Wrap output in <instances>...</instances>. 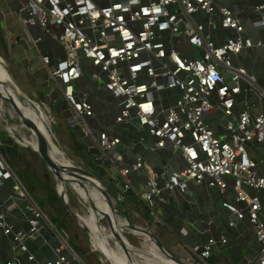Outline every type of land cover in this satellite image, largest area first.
Listing matches in <instances>:
<instances>
[{
    "label": "built area",
    "instance_id": "obj_1",
    "mask_svg": "<svg viewBox=\"0 0 264 264\" xmlns=\"http://www.w3.org/2000/svg\"><path fill=\"white\" fill-rule=\"evenodd\" d=\"M25 6L30 22L52 36L58 34L64 56L52 63L44 55L41 62L67 105L68 125L90 133L84 118L93 115L92 106L76 92L75 82L85 77L101 83L117 104L115 123L130 122L146 131L157 149L170 143L183 161V167L167 174L145 168V188L139 197L149 212L155 213L164 189L185 192L189 182L206 181L224 193L230 178L234 197L222 206L252 228L258 248L247 264H264V174L258 171L264 164V147L258 160L252 153L254 143L264 144V85L258 87L261 110L242 109L234 115L240 80L257 82L245 67L232 63L234 55L254 43L230 8L222 0H26ZM263 9L264 4L255 6L260 14L256 24H264ZM213 12L219 14L220 28L232 32L221 43L206 29L214 24L212 19L208 17L206 24L195 20L196 15ZM171 89L178 94L164 107L160 95ZM214 106L227 118L223 137L204 119ZM96 141L124 189H129L130 173L143 167L141 159L119 166L115 148L121 138L114 132L100 130ZM8 180L13 183L11 202L4 208L0 204V231L11 241L13 256L3 258L0 246V264H21V253L30 264H86L64 239L52 248L51 259L35 258L27 242L51 231V223L0 152V186ZM20 202L28 213L26 229L14 228L9 220L11 209ZM225 241L220 237L219 242ZM217 243L210 237L195 252L205 261Z\"/></svg>",
    "mask_w": 264,
    "mask_h": 264
},
{
    "label": "crops",
    "instance_id": "obj_2",
    "mask_svg": "<svg viewBox=\"0 0 264 264\" xmlns=\"http://www.w3.org/2000/svg\"><path fill=\"white\" fill-rule=\"evenodd\" d=\"M222 3L230 8L232 14L244 26L243 34L254 43L251 47L245 48L243 52L232 57V63L236 66L245 67L248 74L257 82L255 84L247 79L240 80L241 91L235 97L233 113L237 115L242 109H248L250 112L256 113L261 110L262 106L258 87L259 85H264V24H256L260 19V14L255 10V6L264 4V0H222ZM25 4L26 0H0V63L5 70L7 69V73L9 72L8 67L14 66L15 71L13 73L10 72V74L8 73V75L17 77V82L14 78L10 79L16 85L20 97L35 105L45 106L54 115L55 122L64 127L62 128L66 133L69 132V128L73 129L84 143L90 152V164L97 176L90 171L89 167L77 165L90 171L101 181V185L105 188L113 203L118 223L125 225L120 232L130 249L135 263L143 264L140 253L148 254V252L144 248L136 245L133 246L129 237L141 238L140 236H142L143 240L154 244L148 235L142 231L145 230L158 238L163 247L171 255L182 259L188 264H247V257L255 253L258 244L253 235L252 228L246 222L236 219L234 214L222 206L223 201L234 197V189L231 187L230 178H228L230 187L224 193L217 186H209L206 181L200 184L189 182L188 189L185 192H181L178 189H164L161 193V198L156 199L155 213H149V216H147L146 211L149 212V210L139 197V193L145 188V168L150 167L157 173L164 172L167 174L172 169L183 167L184 164L179 153L172 148L170 143H166L160 149L155 148L154 137L146 131L137 130L130 122L115 123L113 115L116 114L117 110L116 102L112 99L110 100L108 93L101 83L93 82L85 77L75 82V87L76 92L83 94L92 106L93 115L84 118L90 129V133L86 134L80 126L74 125L72 127L68 125L66 121L69 115L67 105L59 90L54 88L48 80L41 62V56L44 55L49 56L52 63L64 56V51L56 39L58 34L52 36L44 31L37 22H30V15ZM208 17L213 20L214 24L210 28L206 27V29L210 32L211 37L216 43L223 42L232 32L220 28V17L217 12L211 13L210 16L204 14L196 15L195 20H200L206 24ZM257 42L261 44L256 45ZM177 94V90L174 89L162 92L160 95L162 106H169ZM58 98L62 100L59 115L52 112L48 106L49 102ZM24 109L36 113L31 107ZM10 110H12L11 112L15 116L11 113L10 115L18 118L12 107ZM204 119L216 135L223 137V134H226L225 125L227 118L219 107L205 112ZM14 120L10 119L9 123L11 124ZM3 126L4 124L0 121V144L3 137L10 136L19 145L15 154L10 158L11 162L6 158L5 160L12 166L11 168L21 182L20 174L28 177L27 179H29L32 189H28L24 182L22 183L35 201L38 202V198L45 199V204H38L42 210L44 209V213L46 212V216L51 223V231H53L51 232L47 229L41 237L27 242L28 249L34 254L35 258L38 260L51 259L53 257L52 248L59 243V239L66 240L72 248L73 242L79 250L75 251L80 257L87 254L84 250L86 249L85 244L82 243L84 242L83 238L80 235H83L87 231L90 233L92 249L99 250L108 264H112L106 258V255L95 246L92 231L84 223L83 215L79 214L82 211H72L71 208L75 205L71 203V208L68 206L66 203L67 193L64 192V196L62 197L63 186L66 185L70 186L75 200H83L82 206H87L84 218L93 214L100 238L106 240L116 253L121 252L124 256L122 249L114 238L105 233L108 227L107 223L104 224L102 222L105 218L97 214L91 205H89L85 192L84 194L78 192L72 187V184L65 183L63 185L59 181L57 182L52 175L53 180H55L54 183H58V189L55 190L59 201H53L50 204L48 203L46 189L42 192L41 189L33 188L32 179L28 175L29 170L27 166L30 165L29 160L27 161V159L22 158L28 154L25 152H29L27 151L29 147L15 138H20L17 130L8 126L6 129ZM20 126L23 133L28 131L22 124ZM100 130H108L120 136L121 142L118 145L120 148L118 150V154L120 155L119 166H130L137 159H141L143 162V167L130 173L131 187L129 189H124L123 181L118 171L109 165L98 147L96 137H98ZM30 143L28 142L29 146L32 147ZM67 145L69 148V144ZM253 146L254 150L252 149V153L258 160L264 144L254 143ZM19 159H23V167H20V164L17 166ZM80 163H82L81 160ZM259 166L258 171L264 174V164ZM41 177L44 179L43 174ZM42 179L40 182L45 187V181L43 182ZM12 184V181L8 180L0 186V204H2L3 208L11 202L10 189ZM86 187L88 190L94 189L89 184H86ZM68 199H71L70 196ZM75 200L73 201L74 203H76ZM103 200L104 204L99 203V206L92 201L98 207H107L106 200L104 198ZM63 202L65 203L64 205ZM59 205L64 208V211L60 209L62 215L59 217L61 220L63 219L62 223L64 226H66L67 220L65 217L68 213L79 220L82 228H80L81 231H78V234L73 233L69 235L65 227L64 230L59 229L58 225L53 222L51 217L56 214L54 208L59 209ZM11 210L9 220L13 224V227L26 229L28 227L26 220L28 213L24 210L23 203L20 202L16 208H12ZM230 221L233 222L231 226L229 224ZM100 227H104L102 231ZM210 237L217 239L218 243L212 247L210 256L204 261L195 252V248L198 247L200 249ZM220 237H224L226 241L224 243L219 242ZM109 239L113 240L114 246L109 242ZM0 246L2 257L12 258L11 241L1 231ZM81 253L82 255H80ZM135 256L141 259H137ZM19 257L21 264H30L26 259L25 253H21Z\"/></svg>",
    "mask_w": 264,
    "mask_h": 264
},
{
    "label": "rangeland",
    "instance_id": "obj_3",
    "mask_svg": "<svg viewBox=\"0 0 264 264\" xmlns=\"http://www.w3.org/2000/svg\"><path fill=\"white\" fill-rule=\"evenodd\" d=\"M8 70H9L8 73L10 74V72L13 73L15 71V68H14V66L10 67V68L8 67ZM0 78L1 79H6L2 72H0ZM8 78H14L16 80V82L18 81L17 77L14 76V75H13V77H11V75H10V76H8ZM56 91H58V90H56ZM25 101H28V100H26L25 98L20 97V102H18L19 106L22 107V108H23V106L25 107ZM31 104H33V103H31ZM33 105H35V104H33ZM35 106L38 108L36 110L37 113L40 114V112H41V113H43L45 115V122L47 121L45 123V126H46L47 130L49 131V133L51 134V138H52L51 141L56 145V147L61 152V154L66 159L70 160V162L72 164H74V165H77V164L79 165L80 164L81 166H84L83 164L80 163V160L77 157L73 156L72 150L70 148H68V145H67L69 143V141H68V133H66V131L63 129L64 127L61 126L60 124H57V122H55V120L53 118L54 115L51 114V112L45 106H41V105L40 106L35 105ZM214 108H215V106H214ZM10 109H11V106L7 102H5L2 99H0V121H2V123L4 124V126H3L4 128L7 129L8 127H11V128L13 127L15 130H17L18 133H19V137L20 138H17V137H15V138L18 139L19 141H21L22 143H25L29 147V150L27 149V151H29L31 155L29 154V152H25V153H28V154L26 155V157H22V158L27 159V161L29 160V164L30 165L27 166V168L29 170L28 171V175L30 176V179H32V182H33V185H34L33 188L34 189H41V191L44 192L45 187L41 184L40 180L42 179L41 176H42V174H43V172L45 171L46 168L41 163V161L39 160L38 156L32 152V150H33L32 147L30 149V146H29L28 142H31L30 145L34 146V142L32 140L31 133L29 131H26L25 133H23V130L21 129V126H20L21 125L20 120L18 118L13 117L15 115H14L13 112H11L12 110H10ZM10 113L13 116H11ZM10 119H13V120L15 119L14 120L15 122L13 121L10 124L9 123ZM13 135H15V133H13ZM47 140L49 142V146L52 147L48 138H47ZM23 163H24L23 159H21V160L19 159L17 166L20 164V167H23L24 166ZM42 181L44 182V179H42ZM56 181L58 182L57 179H56ZM54 182H55V180H53V177H52V183H53L52 185H53V187L55 189H58V183L56 182L57 183L56 184ZM63 188L64 189H63L62 197L64 196V192L67 193L68 196L66 198L67 199L66 203L68 204V206H70V204L73 203L75 206L73 208H71V206H70L72 211L76 212V211H80L81 210L82 212H79V214L83 215V217H84V214L87 211V206H84V207L82 206L81 203H83V200H79V201L75 200L74 195L72 196V191H71L70 186L66 185V186H63ZM97 192L96 191L94 193L90 192L91 193L90 196L95 198V201L97 202V205L99 206V203L103 204L104 200H103L102 196H100V194L97 193ZM69 196H70L71 199H68ZM37 200H38L39 204H41V205L45 204L44 203L45 199H43V198L39 199L38 198ZM74 200L76 201V203L73 202ZM64 204L65 203L63 202V205ZM58 207H59V209L64 211V208L61 205H59ZM100 207H102L101 209H104L103 206H100ZM43 211H44V209H43ZM45 214H46V212H45ZM65 214H67V213H65ZM100 216L103 217V215H100ZM65 218L67 220L65 228H66L68 234L69 235H72L73 233H75V234L77 233L78 234L81 231L80 228H82L80 226L79 220L76 217L72 216V214H69V213L66 215ZM112 219H113V217L111 216V220ZM95 222H96V219H95ZM102 222L104 224H106L105 219H103ZM80 235L82 236L83 241H84L82 243H84L85 247H86V249H84V250H85V252H87V254H85V255H82V253L80 254V255H82L81 256L82 259L87 264H108V262L105 260V257L103 256V254H101L99 252V250L92 249V246L90 244V242H91L90 241V233L86 231L83 235L82 234H80ZM95 236L96 235L92 234V237H93L94 242H95V246L97 248H99L106 255V258H109L107 253H106L108 251H107V249L105 250L106 247H104L105 246L104 245V241L102 242L101 238H99L98 236H96V237ZM140 237L141 238H136V237H129V238H130V241L133 244V246L136 245L138 247L144 248L145 251L148 252L147 255L150 258L152 257V259L154 260L153 264H158V262H160V260L157 258V256L154 253L151 252V249H150L151 243L149 241L143 240L142 236H140ZM109 242L112 245L114 244L113 240L109 239ZM114 254H115V252H114ZM135 257L137 259H141L138 256H135ZM113 261H115L114 258H113ZM113 261H111L112 264H116ZM141 261H143V264H147V263L144 262L143 259H141Z\"/></svg>",
    "mask_w": 264,
    "mask_h": 264
},
{
    "label": "water",
    "instance_id": "obj_4",
    "mask_svg": "<svg viewBox=\"0 0 264 264\" xmlns=\"http://www.w3.org/2000/svg\"><path fill=\"white\" fill-rule=\"evenodd\" d=\"M0 85H2L5 88L8 87L11 90L10 94L9 93L3 94L0 91V98L6 101L12 107L18 119L20 120L21 124L31 133V137L33 138V141H34V146H32L33 149L37 152L40 159L45 163V165L47 166L49 171L52 173V175L55 177V179H57L63 185L65 183H68V184L76 183L77 185H79V187H81L84 190L86 194V199L89 205H91V207L97 212V214L103 215V217L105 218L107 226L111 232V235L116 241V243L122 249L128 264H136L130 252L129 247L126 244L120 232L122 227H124L125 225H121L118 223L116 219L113 203L108 193L106 192L105 188L101 185L100 183L101 181L97 177H95L90 171L84 169L81 166L74 165L72 163L63 164L57 161L53 157L51 147L49 146V142L47 140L46 135L38 127L35 121H33L29 117H26L24 113L22 112L18 104V102H20V94L16 88V85L13 83V81L10 78L0 79ZM115 149L117 151L120 150L119 146H116ZM86 184H89L93 186L95 189H97L99 193L101 194V196L106 200L107 210L110 211L113 217L112 219L113 221L111 220L110 214L108 213V211L101 209L100 207L96 206L93 203L92 199L90 198L89 190L87 189ZM142 231L148 235L151 241H153V243L156 245L160 253L164 255L166 258L170 259L174 264H188L182 259L171 255L163 247L160 240L156 238L152 233L147 232L145 230H142ZM5 264H7L6 261H5ZM11 264H18V263L11 262Z\"/></svg>",
    "mask_w": 264,
    "mask_h": 264
},
{
    "label": "bare ground",
    "instance_id": "obj_5",
    "mask_svg": "<svg viewBox=\"0 0 264 264\" xmlns=\"http://www.w3.org/2000/svg\"><path fill=\"white\" fill-rule=\"evenodd\" d=\"M2 61V60H1ZM6 68V67H5ZM7 71V69L5 70L4 69V67L1 65V63H0V72H2L3 74H4V76H5V78H8V73L6 72ZM1 79V78H0ZM0 91L3 93V94H6V93H11V90L7 87V88H5V87H3L2 85H0ZM23 106V105H22ZM24 107V106H23ZM32 108L36 113H34V112H31V111H29V110H26V109H24V108ZM21 108V110H22V112L24 113V115L26 116V117H29V118H31L33 121H35L36 122V124L38 125V127L42 130V132L46 135V137L49 139V141H50V143H51V150H52V153H53V157L57 160V161H59L60 163H63V164H70L71 162H70V160H68V159H66L62 154H61V152L58 150V148L56 147V145L51 141L52 140V138H51V134L49 133V131L47 130V128H46V126H45V123L47 122H45V115L43 114V113H41L40 112V114L39 113H37V107L35 106V105H33V104H31L30 102H28V101H25V107L24 108H22V107H20ZM31 109V110H32ZM32 140H33V138H32ZM34 142V141H33ZM72 187L73 188H75L78 192H80V193H82V194H84V190L81 188V187H79V185H77L76 183H72ZM68 188V187H67ZM64 189V188H63ZM88 189V188H87ZM109 190V189H108ZM97 192L98 190L97 189H90L89 190V195H91V193L90 192H92V193H94V192ZM111 192V191H110ZM97 193H99V191L97 192ZM100 194V193H99ZM100 196H101V194H100ZM90 198L97 204V202L95 201V198L94 197H91L90 196ZM103 198V197H102ZM97 199V198H96ZM98 201V200H97ZM101 201V200H100ZM104 204V203H103ZM103 207H105V206H103ZM119 207V206H118ZM120 208V207H119ZM104 210H106V211H108V213L110 214V218H111V213H110V211L109 210H107V207H105L104 208ZM128 215V214H127ZM83 218V220H84V223L88 226V228L90 229V231H92V234H94V235H96V236H98L99 238H100V236L98 235V226L96 225V222H95V219H94V217H93V215L92 214H90V215H88L86 218H84V217H82ZM102 228H104V227H102ZM102 228L100 227V230L102 231ZM106 229V228H105ZM107 232H105L106 234H109V236H112L111 235V232H110V230H109V228L107 227ZM105 231V230H104ZM95 236V237H96ZM97 237V238H98ZM98 238V239H99ZM104 241V247H106L105 248V250L107 249V251L108 252H106L107 253V255H108V259H110L111 261H113V258H114V260L115 261H113V262H115L116 264H128V262H127V260H126V257H124L122 254H121V252L120 253H116L109 245H108V243L106 242V240H102V242ZM114 246V245H113ZM120 247V246H119ZM149 247V246H148ZM150 249H151V252L152 253H154L156 256H157V258L160 260V262H158V264H174L170 259H168V258H166L164 255H162L161 253H160V251L158 250V248L154 245V244H151V247H150ZM114 252H115V254H114ZM140 255L142 256V259L144 260V262L145 263H147V264H153V262H154V260L152 259V257L150 258L147 254H143V253H140Z\"/></svg>",
    "mask_w": 264,
    "mask_h": 264
},
{
    "label": "trees",
    "instance_id": "obj_6",
    "mask_svg": "<svg viewBox=\"0 0 264 264\" xmlns=\"http://www.w3.org/2000/svg\"><path fill=\"white\" fill-rule=\"evenodd\" d=\"M61 103H62L61 98H58V99H55L54 101L49 102L48 106L50 107L52 112L59 115V108H60ZM68 133H69V143H68L69 148L72 150L74 156H77V158L81 160V162H82L81 164H83L86 167H89L90 171L94 175H96L94 169L91 167L90 157H89L90 152L87 150L86 146L80 140L79 136L77 135V133L73 129L69 128ZM1 142L2 143L0 144V152L2 153L4 158H6L8 161L11 162L10 158L12 155L15 154L19 145L17 143H15L14 140L10 136L3 137ZM30 149H31V147H30ZM32 152L39 157V155L37 154V152L35 150H32ZM39 159H40V157H39ZM40 161L46 168L45 172H43L44 181H45L44 183H45V189H46L47 195H48V203L52 204L53 201H55V202L59 201V198H58V195L56 193L55 188L52 185L53 184L52 183V173L49 171V169L46 167L45 163L41 159H40ZM20 178L22 179V182H24V184L28 187V189H32V186L29 184V179H27L28 177H25V175L20 174ZM54 210H55L56 214L54 216H52L51 218H52L53 222L56 223V225H58L59 229L64 230L65 226L62 223L63 219L61 220L59 218L60 215H62V212L60 209H58L56 207L54 208ZM149 213L150 212L146 211L147 216H149ZM72 246H73L74 250H76V251L78 250L77 246L73 242H72Z\"/></svg>",
    "mask_w": 264,
    "mask_h": 264
}]
</instances>
